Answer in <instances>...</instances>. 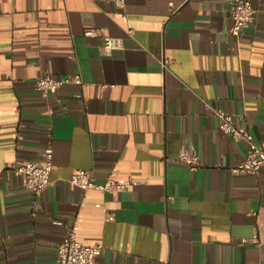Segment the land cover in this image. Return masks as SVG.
I'll list each match as a JSON object with an SVG mask.
<instances>
[{"label": "crops", "instance_id": "0c3cea01", "mask_svg": "<svg viewBox=\"0 0 264 264\" xmlns=\"http://www.w3.org/2000/svg\"><path fill=\"white\" fill-rule=\"evenodd\" d=\"M232 2L0 0V166L54 153L40 193L0 174V264H57L66 231L53 221L102 245L96 264H264V168L232 174L247 144L215 115L264 148V0L239 37ZM103 34L123 48L102 55ZM44 75L81 83L44 96ZM185 151L195 170L177 162ZM78 170L139 184L84 192Z\"/></svg>", "mask_w": 264, "mask_h": 264}, {"label": "built area", "instance_id": "2783aa9c", "mask_svg": "<svg viewBox=\"0 0 264 264\" xmlns=\"http://www.w3.org/2000/svg\"><path fill=\"white\" fill-rule=\"evenodd\" d=\"M115 5L123 9L125 0H113ZM231 10L232 27L231 34L239 37L254 20L258 9L253 5L252 0H233ZM97 30L92 27L84 29L87 37L97 35ZM103 44L101 53L104 56H111L114 50L123 48V40L103 34ZM173 63L170 57L161 59L163 69H168ZM81 83L80 75L53 77L44 75L36 81V87L44 96L56 93L66 84ZM215 115L219 120V129L233 137L236 141H244L247 144L245 158L236 166L231 168L234 175H258L264 168V148L255 140L253 134L246 128L237 125L232 115L222 109H215ZM54 153L51 147L45 149L42 159L37 161H14L6 166H0V174L4 171L12 172L19 177L25 188L40 193L51 184V174L53 170ZM178 163L195 170L199 166L198 154L194 151L183 152L177 160ZM74 187L82 191L97 190L110 195H118L128 190L130 186H136V181H121L112 174L103 181H98L90 171L78 170L73 173L69 180ZM113 215H108V220H112ZM56 226L65 228V237L58 246L57 264H96V259L102 254L103 247L100 244H84L77 236V224H65L61 221H53ZM254 242L260 243L256 237Z\"/></svg>", "mask_w": 264, "mask_h": 264}]
</instances>
